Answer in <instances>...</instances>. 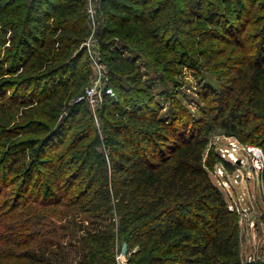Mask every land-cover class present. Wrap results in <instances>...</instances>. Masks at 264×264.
Returning a JSON list of instances; mask_svg holds the SVG:
<instances>
[{
  "label": "trees",
  "instance_id": "16d2710c",
  "mask_svg": "<svg viewBox=\"0 0 264 264\" xmlns=\"http://www.w3.org/2000/svg\"><path fill=\"white\" fill-rule=\"evenodd\" d=\"M176 1L185 5L182 23L193 45L206 46L211 62L231 48L239 55L236 66L230 65L235 76L202 111V128L177 115L166 122L151 106L152 93L122 83L142 75L115 47L117 39L163 49L168 62L188 61L164 27ZM87 2L0 0V74L25 73L4 99L27 106L35 98H58L59 111L73 83L88 81ZM98 9L100 49L118 93L107 96L110 131L102 143L110 154L98 150L93 125L67 144L68 133L81 123L80 104L58 122L51 116L50 123L30 128L36 138L24 140L2 160L14 176L12 184H20L14 192L0 190L6 197L0 209L10 206L9 223L0 222L10 231L0 232V264H114L117 229L136 249L131 264H244L240 214L229 209L209 175L215 163L231 164L214 150L209 156L217 160L204 156L207 135L218 124L241 142L264 148V0L260 6L254 0H99ZM257 12L260 20L250 18ZM55 218L65 220L60 227L65 233L52 240L49 234L59 229Z\"/></svg>",
  "mask_w": 264,
  "mask_h": 264
},
{
  "label": "rangeland",
  "instance_id": "374dc122",
  "mask_svg": "<svg viewBox=\"0 0 264 264\" xmlns=\"http://www.w3.org/2000/svg\"><path fill=\"white\" fill-rule=\"evenodd\" d=\"M254 1L256 5H261V0ZM98 2L99 0L93 2V6L96 8V23L93 24L90 19L87 20L91 33L83 43L85 50L83 63L86 70L90 72V76L86 82L80 83L75 81L73 83L74 86H72L71 91L64 100L62 109L57 110L59 109L58 102L61 101L58 98L50 102H39L38 98H35L36 102L27 106L17 103L10 96L4 99L3 94L8 88L14 86L25 73L22 71L11 73L7 69V71L0 74V103L3 99L7 102L4 105L7 109L6 111L0 105V166H2L0 190L3 195L5 192H8L7 190L14 192L17 185L20 184H12L14 176L8 175L6 168L2 164L5 155L19 149L23 145L22 142L24 140L36 138L37 135L34 132L30 133V128H37V124L50 123L51 116H57L53 120L58 122L61 116L68 113L71 106L75 104H80L79 107L82 111L80 113L81 123H78L70 130L66 139L67 144L77 132L90 129L93 125L92 137L95 136L94 138H96V134L100 136L98 150L105 152L107 157L110 154L109 149L102 143L110 131L106 111L109 110V105L107 104L110 103V100L108 97L117 96L118 93L116 88L112 85L110 86L109 66L103 61V54L100 49V44L104 38L100 30L103 28V18L101 14L99 15ZM174 6L176 7L175 9H171L172 11L168 15L164 27L169 28L171 31L167 38L174 41L173 46H176L179 52L183 51L189 55L188 61L185 64H181V61L178 59H175L174 62H168L166 59L164 60L167 56L163 49L152 48L146 50L144 47L132 46L124 40L117 39L115 47L123 50L125 56L136 62L142 75L138 81L123 78L122 83L127 86L132 84L152 93L153 102L151 106L153 109L160 111L159 115L166 122H170L171 118L177 115L187 118L191 120L193 125L201 127L205 125V122L202 120V111L212 103V98L220 94L223 87L229 83L228 78L230 75L235 76L236 67H230V65L236 66L235 62L239 55L231 48L219 56L218 59H213L211 62V56L206 52L208 50L206 46L198 45L195 47L192 43L193 37L187 30L188 27L182 23L184 14H182L181 9H185L184 3L176 1V5L174 4ZM261 16L262 14L257 12L251 14L250 18L257 17L260 20ZM255 32L254 29L250 30V33L253 35H255ZM87 42L91 44L90 48H92L94 57L89 53ZM6 54L3 52V57ZM93 58L98 60L100 68L96 65ZM101 71L102 86L98 92L99 100L97 103L92 104L88 98L80 100L81 97L85 96L87 88ZM68 76H71L70 72H67L66 77ZM207 138L208 147L204 156L205 160L211 157L209 156L211 150H214L219 156L226 154L229 157L230 153L228 151H232L233 144L236 142L240 144L236 152H238L237 155L241 162H229L231 167L228 168L219 161L215 163L214 169L209 171V175L211 181L224 194L227 204L238 207L240 211V252L242 262L244 264L252 262L264 264L263 171L260 173L258 170L252 169L249 154L246 152V148L249 145L254 146L255 144L241 142L238 137L227 134V130L220 127L219 124L210 130ZM255 146H258L264 152V148L261 145ZM211 158L217 160L215 155ZM4 198L6 197L0 195V204L4 205ZM9 199L12 202V196H9ZM8 208L0 209V222L9 223L7 220ZM21 209L22 206L18 207L17 210ZM115 217L117 228L119 219L117 215ZM60 220L57 218L54 220V226L57 224L59 229L57 232L49 234V238L52 240L59 239L60 235L63 236L65 233L60 228L65 224V220ZM0 232L2 234H9L10 231L8 232L6 228H1L0 226ZM69 238L68 236L66 240H69ZM135 251L136 249L131 250L128 247L125 239L117 229L114 264H131L130 259Z\"/></svg>",
  "mask_w": 264,
  "mask_h": 264
},
{
  "label": "built area",
  "instance_id": "2783aa9c",
  "mask_svg": "<svg viewBox=\"0 0 264 264\" xmlns=\"http://www.w3.org/2000/svg\"><path fill=\"white\" fill-rule=\"evenodd\" d=\"M94 1L97 2V0H88V4H87L88 19H90L93 24L96 23V8H94V6H93ZM97 8H98V5H97ZM88 42L86 44H87V47H89V53H90V55L93 56L92 48H90L91 44H89L90 42L89 43ZM93 59H94L96 65H98V67L100 68L98 60H96L95 58H93ZM101 86H102V71L99 73L98 76H96L94 78L91 85L87 88L85 96L81 97L80 100H82L83 98H88L92 104H96L97 101L99 100L98 92H99ZM239 145L240 144L237 142L233 144L232 151H228L230 153L229 157H227L226 154H223V155L220 154L222 156V159L227 161V162H235V163L241 162L239 156L237 155L238 152H236V151H238ZM246 152L249 154L252 169L258 170L261 173L264 170V152H263V150L261 148H259L258 146H255V145L250 146L249 145L248 148H246ZM228 207L231 211H235V212L240 214L238 207L233 206V205H228Z\"/></svg>",
  "mask_w": 264,
  "mask_h": 264
}]
</instances>
